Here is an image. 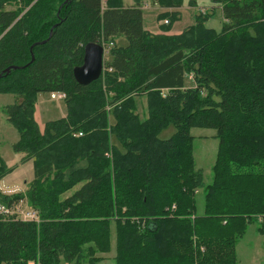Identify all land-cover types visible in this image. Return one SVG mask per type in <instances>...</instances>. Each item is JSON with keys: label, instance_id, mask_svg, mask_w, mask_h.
<instances>
[{"label": "trees", "instance_id": "1", "mask_svg": "<svg viewBox=\"0 0 264 264\" xmlns=\"http://www.w3.org/2000/svg\"><path fill=\"white\" fill-rule=\"evenodd\" d=\"M143 1L0 0V73L18 67L0 94L20 99L3 111L18 132L12 150L33 163L26 189L0 190V204L23 200L40 220L0 211V264H93L112 231L114 264H237L247 226L264 233V0H213L220 31L199 12L179 34L170 26L184 0H151L168 20L157 33ZM89 42L107 51L100 77L81 85L73 68ZM57 91L66 114L40 128L38 96ZM193 127L219 140L208 184ZM12 170L0 154V180Z\"/></svg>", "mask_w": 264, "mask_h": 264}, {"label": "rangeland", "instance_id": "2", "mask_svg": "<svg viewBox=\"0 0 264 264\" xmlns=\"http://www.w3.org/2000/svg\"><path fill=\"white\" fill-rule=\"evenodd\" d=\"M123 4L133 3V0H122ZM149 3L148 8H144L143 23L149 29H160V24L164 20H158L157 15L160 8L152 4L151 0H146ZM8 9L13 8L7 6ZM179 19L170 26V31L175 29H183L196 21V16L199 12L203 14L211 13L206 20L202 16V23L216 31H220L222 27L223 17L220 7L213 0H195L193 6L189 5L188 0H184L182 6L178 9ZM147 29V28H146ZM147 29V30H149ZM151 32V31H150ZM107 49L105 48V54ZM105 57V55H104ZM187 86H193L190 76L186 79ZM16 100L10 94H0V154L8 166L13 167L4 178L0 180V188L5 194H15L26 189L27 183L33 178V163L31 160L21 162L22 153H16L12 150V144L18 139V132L6 120V115L3 111V106L13 103ZM138 112L143 117L146 113L145 98H138ZM66 114V105L64 100L53 99L50 94H40L35 107V118L40 128H43L44 122L47 120L57 119ZM175 128L169 126L160 133V137H168L174 132ZM190 133L193 139V155L195 159V168L201 169L203 172V180L205 184L211 182L212 165L214 163L219 140L215 136V130L211 128L193 127ZM196 213L202 214L204 209V188L198 189L196 193ZM255 223L247 226L246 233L236 245V260L237 264H264V233L256 232ZM111 248L108 253L101 254L103 259L98 260L93 264H114L115 240L114 231L111 235ZM32 264V263H31ZM74 264V263H71ZM80 264H90L82 262Z\"/></svg>", "mask_w": 264, "mask_h": 264}, {"label": "water", "instance_id": "3", "mask_svg": "<svg viewBox=\"0 0 264 264\" xmlns=\"http://www.w3.org/2000/svg\"><path fill=\"white\" fill-rule=\"evenodd\" d=\"M104 55L105 48L103 45L94 42L85 44L83 49V62L81 65L73 68V76L78 84L87 85L100 77L103 70ZM16 68L18 67H7L0 73V77L3 73H9L11 69Z\"/></svg>", "mask_w": 264, "mask_h": 264}, {"label": "built area", "instance_id": "4", "mask_svg": "<svg viewBox=\"0 0 264 264\" xmlns=\"http://www.w3.org/2000/svg\"><path fill=\"white\" fill-rule=\"evenodd\" d=\"M148 5H149L148 1L144 0L143 4H142V8H148L149 7ZM163 23L167 24L168 20L165 19ZM50 97H52L53 99L65 100L66 93L62 92V91L52 92L50 94ZM0 190L2 191L1 188H0ZM2 193L5 194L4 191H2ZM7 195H9V194H7ZM0 211L5 216H14L17 219H21L23 221H33L36 223H38L40 221L37 210H35L32 207H30L29 205H27L23 200L19 201V202H14L11 205L0 204Z\"/></svg>", "mask_w": 264, "mask_h": 264}, {"label": "crops", "instance_id": "5", "mask_svg": "<svg viewBox=\"0 0 264 264\" xmlns=\"http://www.w3.org/2000/svg\"><path fill=\"white\" fill-rule=\"evenodd\" d=\"M146 1V0H145ZM132 3H129V4H126V3H124V6H129V5H131ZM149 6V5H148ZM158 6V5H157ZM159 7V6H158ZM160 8V7H159ZM144 9V8H143ZM160 10H164V9H162V8H160ZM143 20H144V15H143ZM144 24V23H143ZM144 27L145 28H147V29H149L148 27H146L145 25H144ZM181 30L182 29H175V30H172V31H170V32H172V33H174V34H179L180 32H181ZM149 31H151L152 33H157V32H160L159 30H156V29H149Z\"/></svg>", "mask_w": 264, "mask_h": 264}]
</instances>
